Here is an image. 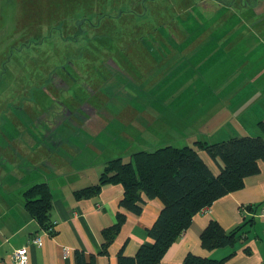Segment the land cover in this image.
<instances>
[{"label":"rangeland","instance_id":"374dc122","mask_svg":"<svg viewBox=\"0 0 264 264\" xmlns=\"http://www.w3.org/2000/svg\"><path fill=\"white\" fill-rule=\"evenodd\" d=\"M218 16L222 24L217 26L237 41L227 48L232 58L243 57L245 41L246 53L254 58L252 66H225L217 86L223 83L224 90L230 81L236 93L247 78L246 94L264 72V0H0V127L15 133L18 126L32 133L44 130L48 146L31 150L44 149L54 158L69 153L93 158L101 168L112 151L122 148L121 138L148 128L147 116H165L179 98L194 94L193 100L206 104L208 95L215 96L204 84L209 73L224 69L209 66L224 53L203 40L205 22L214 26ZM255 34L261 36L256 44ZM183 80H192L187 92L169 98L174 92L168 91L176 92ZM193 104L196 118H186L194 121L186 132L203 130L204 107ZM23 112L36 118L23 119ZM13 117H18L14 124ZM252 117L250 110L239 135L258 130ZM2 139L10 148L2 147L0 164L22 163L13 151L21 147L18 141Z\"/></svg>","mask_w":264,"mask_h":264},{"label":"crops","instance_id":"0c3cea01","mask_svg":"<svg viewBox=\"0 0 264 264\" xmlns=\"http://www.w3.org/2000/svg\"><path fill=\"white\" fill-rule=\"evenodd\" d=\"M215 20L214 24H222L220 16ZM209 22H205L204 44H207L208 40L212 41L219 55L224 53L222 57L219 56L213 64L209 65L223 66L224 69L222 72L218 69L215 75L209 73L206 77L207 83L204 84V87L215 96L208 95L205 101L209 102L206 104L198 100L199 98L196 101L193 100L194 94L189 99L188 97L179 98L178 102L181 100L179 104L177 102L167 109L169 111H165V114L162 113L165 116L161 118L160 115L147 116V121L150 119L148 128L143 129L142 132L136 131L132 137L121 138L122 148L112 151L110 158L106 157L107 161L117 156L123 157L124 152L126 157L123 158H129L137 150H152L171 142L183 145L191 144L195 140L213 143L235 136H264V129L260 124L264 122V79H261L264 78V72L259 76L257 87L253 84L255 83L253 80L251 90L246 94L244 90L248 86L247 78L243 81L244 83L242 82L244 87L236 93V87L234 88V84L230 81L225 85L224 90L221 88L223 83L219 85L220 87L217 86L228 70L225 66H252L251 60L254 54L246 53L249 44L245 41L247 45H245V54L240 60L233 59L234 54L231 50L228 52L227 48L237 41L229 39L220 25V27L217 24L213 26L211 21ZM255 35L252 41L256 44L258 37L261 38V36ZM189 57L190 55L185 56V58ZM261 58L262 55L259 59ZM188 65L190 64L185 66ZM183 78L185 80V77ZM184 80L178 85L180 89L176 92L171 89L168 91V95L174 92L169 98L175 99L187 92L192 80ZM254 90H257L255 91L257 96L252 97ZM162 99H164L163 96L160 99L155 97L157 102H164ZM194 102L204 107L203 118L199 122L203 130L198 131L191 127L189 129L191 131L186 132L187 123L194 124V121L189 122L186 118H196L193 113L197 108L193 106ZM212 105L215 109L210 112ZM181 109L185 113L183 116H181ZM250 110H253L251 121L257 124L258 130L254 133L239 135L238 128L245 129L241 122L248 118ZM22 115L23 119L29 121L36 118L24 112ZM168 116H171L169 120ZM17 119L18 117H13L10 121L14 124V120ZM180 123L181 128H178ZM121 125L126 131L127 126L123 123ZM0 128L1 140H3L2 137L8 136L9 141H18L21 147L13 151L18 152L17 156L22 161L13 165L9 161L4 166L0 164V264H17L14 260L15 251L25 245H28L29 251L28 264H75L76 250L84 251L87 260L91 254H95L96 264H119L118 254L123 247L126 255L134 256L142 243L153 242L147 234V229L155 223L164 206L159 198L149 199L143 195L146 203L140 215L120 207V201L124 197V187L120 184L104 185L96 197L76 200L73 192L98 182L104 169L103 165L105 166L107 161L101 168H97L93 158L80 160L71 153L54 158L44 149L31 150V146L34 145L48 146L45 143L44 130L32 133L30 128L18 126L15 133L12 127ZM113 135L118 136L117 132ZM2 147L5 149L10 147L0 143V157L4 158L5 152H2ZM199 154L215 174L219 173V167L206 151H200ZM10 155L8 153L7 159ZM259 165L260 172L247 177L242 189L223 196L212 206L198 213L189 229L170 247L159 264H184L188 253L215 259L229 257L230 264H264V161H260ZM41 182H47L51 188L52 209L49 216L52 223L56 222L54 233L43 228L25 205L24 191ZM119 211L126 214V220L110 244L108 254L103 255L101 254L102 244L105 241L103 230L116 224ZM212 220L217 221L227 231L244 224L245 221L248 222L243 229L241 239L234 246L207 250L201 244V235ZM35 237L41 238L40 244L32 242Z\"/></svg>","mask_w":264,"mask_h":264},{"label":"trees","instance_id":"16d2710c","mask_svg":"<svg viewBox=\"0 0 264 264\" xmlns=\"http://www.w3.org/2000/svg\"><path fill=\"white\" fill-rule=\"evenodd\" d=\"M264 129V122L260 123ZM206 151L219 167L215 174L201 158ZM264 161V136H235L210 143L195 140L191 144L169 143L152 150H141L129 158L117 157L106 162L98 182L73 192L74 199H90L100 194L107 184L124 187L120 207L140 215L146 200L159 198L163 202L155 223L147 229L153 242H144L134 256L118 254L119 264H159L170 247L192 225L194 217L223 196L242 189L245 179L260 172L259 162ZM25 205L40 225L49 230L52 220V192L47 182L34 184L24 191ZM115 225L103 230L101 254L107 255L126 214L119 211ZM244 224L225 230L212 220L201 235V244L207 250L234 246L242 237ZM54 233V232H51ZM229 257L215 259L188 253L184 264H230ZM75 264H96V255L89 260L85 252L75 251Z\"/></svg>","mask_w":264,"mask_h":264},{"label":"built area","instance_id":"2783aa9c","mask_svg":"<svg viewBox=\"0 0 264 264\" xmlns=\"http://www.w3.org/2000/svg\"><path fill=\"white\" fill-rule=\"evenodd\" d=\"M55 225H56V222H54L52 225V228L48 230L50 233L54 232V226ZM32 242L34 244H40L41 238L35 237L32 239ZM67 252H68V250H67ZM28 259H29L28 245L22 246L21 248H19L15 251L14 260L17 264H28Z\"/></svg>","mask_w":264,"mask_h":264}]
</instances>
